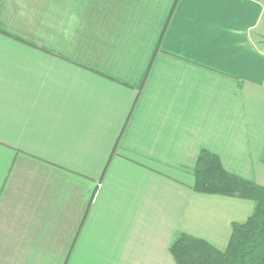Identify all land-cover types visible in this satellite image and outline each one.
I'll use <instances>...</instances> for the list:
<instances>
[{"label":"crops","instance_id":"1","mask_svg":"<svg viewBox=\"0 0 264 264\" xmlns=\"http://www.w3.org/2000/svg\"><path fill=\"white\" fill-rule=\"evenodd\" d=\"M264 0H0V264H176L264 186Z\"/></svg>","mask_w":264,"mask_h":264},{"label":"trees","instance_id":"2","mask_svg":"<svg viewBox=\"0 0 264 264\" xmlns=\"http://www.w3.org/2000/svg\"><path fill=\"white\" fill-rule=\"evenodd\" d=\"M194 180L195 192L251 200L254 209L244 223L232 224L224 250L216 249L201 238L179 233L169 247L175 263L264 264V186L227 172L218 156L207 150L198 155Z\"/></svg>","mask_w":264,"mask_h":264},{"label":"rangeland","instance_id":"3","mask_svg":"<svg viewBox=\"0 0 264 264\" xmlns=\"http://www.w3.org/2000/svg\"><path fill=\"white\" fill-rule=\"evenodd\" d=\"M259 31L262 32V34L264 35V17ZM261 45L264 46V39H261Z\"/></svg>","mask_w":264,"mask_h":264}]
</instances>
